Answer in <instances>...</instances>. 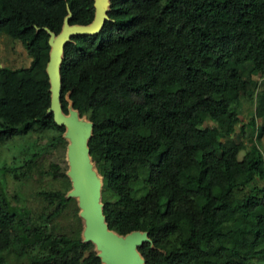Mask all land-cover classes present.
<instances>
[{"label":"trees","instance_id":"trees-1","mask_svg":"<svg viewBox=\"0 0 264 264\" xmlns=\"http://www.w3.org/2000/svg\"><path fill=\"white\" fill-rule=\"evenodd\" d=\"M94 14V0H0V36L28 59L0 63V147H20L0 164V264H101L55 163L44 173L59 186L36 205L2 183L66 149L49 41ZM57 71L60 112L91 124L103 222L145 232L143 264H264V0H107L94 32L62 43Z\"/></svg>","mask_w":264,"mask_h":264},{"label":"water","instance_id":"water-1","mask_svg":"<svg viewBox=\"0 0 264 264\" xmlns=\"http://www.w3.org/2000/svg\"><path fill=\"white\" fill-rule=\"evenodd\" d=\"M106 4L107 0H94L95 14L89 25L68 27L64 23L63 29L58 35L54 36L51 34L49 41L51 48L46 68L51 91L48 111L53 114L57 123L64 124L71 134L73 133L72 130H75L77 135L76 139V136L73 137L75 132L72 134L73 142L69 148L71 159L69 172L71 179H69L72 187L70 193L76 196L80 207L79 212L84 218L83 237L93 242L96 255L99 257L101 264H132L137 260V257L143 264L136 247L140 242L146 240L145 232L133 231L121 236L109 230L103 222L101 204L98 201V191H96L94 197V187L91 186L90 181L86 177L88 160L92 162L88 157L86 148V134L91 124L88 122L89 126L88 130H86V126L78 122V118H73L69 114L68 116L63 115L58 104L60 86L57 63L62 43L72 35L94 32L102 22ZM74 113L76 115V112ZM67 117L70 118L71 123L67 120ZM87 184H89L88 187ZM138 235H141V238Z\"/></svg>","mask_w":264,"mask_h":264},{"label":"rangeland","instance_id":"rangeland-1","mask_svg":"<svg viewBox=\"0 0 264 264\" xmlns=\"http://www.w3.org/2000/svg\"><path fill=\"white\" fill-rule=\"evenodd\" d=\"M1 38H4L7 41V44L5 45V40H2L5 46L2 43H0V63L3 64L4 66L11 68L19 67V65L22 63H24L23 65L25 66L27 64L26 63L27 59L23 56V53L20 50L18 44L13 46L9 42L8 38H6V36L4 35L0 36V39ZM204 92L205 93L208 92V89L204 90ZM71 111L73 110L70 109L68 112L69 116L71 115L73 116V118H75L76 117L75 113ZM77 120L78 122H81L83 125H85L86 130H88L89 124L84 117H80ZM29 137L32 136H28L27 138ZM65 140L67 143L66 149L61 150L60 147L57 146L55 149H52L46 153L41 154L40 157L36 160L38 173H36L35 178L19 184L13 182L8 175H3L2 183L4 186L6 185L7 193L11 195L13 191H17V193L19 194L18 197L22 199V202H25L27 205H36L39 199L36 197L35 192L39 188L44 189V188H52L59 186V180L53 181L50 175L44 173V171L49 168L48 167L49 162L55 163L59 167V169L61 171H64L67 174V176L70 178L69 172H70L71 159H70L69 148L72 145L73 138L68 128H66ZM19 149L20 147L19 148L13 147L10 144H7V142L4 145H2L0 147V164L9 163L10 161L15 160L20 153ZM86 168H87V179L90 181L91 186L94 187L93 192L95 197L96 191H98L100 187V176L96 173L93 163L90 162L89 160ZM38 175H39V179H37ZM155 199H156V191L154 188H150L147 194L145 195L144 200L148 203H153ZM138 236L141 238V235Z\"/></svg>","mask_w":264,"mask_h":264},{"label":"bare ground","instance_id":"bare-ground-1","mask_svg":"<svg viewBox=\"0 0 264 264\" xmlns=\"http://www.w3.org/2000/svg\"><path fill=\"white\" fill-rule=\"evenodd\" d=\"M67 120L70 121V118L67 117ZM71 122H72V121H70V123H71ZM72 132L74 133L75 130H72ZM73 133H72V134H73ZM74 136H76L75 138L77 139L76 132H75V134H73V137H74ZM86 175H87V174H86ZM86 177H87V176H86ZM88 185H89V184H87V187H88ZM140 262H141V261H140L139 257H137V260H136L134 263H132V264H140Z\"/></svg>","mask_w":264,"mask_h":264},{"label":"clouds","instance_id":"clouds-1","mask_svg":"<svg viewBox=\"0 0 264 264\" xmlns=\"http://www.w3.org/2000/svg\"><path fill=\"white\" fill-rule=\"evenodd\" d=\"M28 60V59H27Z\"/></svg>","mask_w":264,"mask_h":264}]
</instances>
